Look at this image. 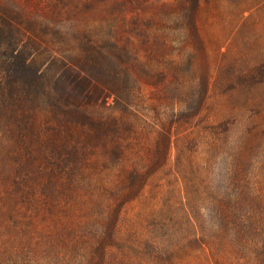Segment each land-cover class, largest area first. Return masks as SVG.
Returning <instances> with one entry per match:
<instances>
[{
	"label": "rangeland",
	"instance_id": "374dc122",
	"mask_svg": "<svg viewBox=\"0 0 264 264\" xmlns=\"http://www.w3.org/2000/svg\"><path fill=\"white\" fill-rule=\"evenodd\" d=\"M217 1L186 25L190 0H0V264H156L161 238L177 264L263 262L212 206L264 219V5L241 33Z\"/></svg>",
	"mask_w": 264,
	"mask_h": 264
},
{
	"label": "trees",
	"instance_id": "16d2710c",
	"mask_svg": "<svg viewBox=\"0 0 264 264\" xmlns=\"http://www.w3.org/2000/svg\"><path fill=\"white\" fill-rule=\"evenodd\" d=\"M209 0H190L191 3V7H192V14L191 17L189 18L188 21H184L186 25L191 24L194 22L193 20V16L195 14V12H197V10H199V8H201L203 5V2H208ZM217 1V0H216ZM252 1L253 0H218L217 2L220 4H227V6L229 8H231L232 10L230 11V14L221 12V16L223 18L226 17H231L234 24L236 25L238 31L242 32H247L250 33L253 29L257 28L259 22L257 20V17H255L253 15L252 10L254 8H257L259 6H263L264 5V0H259V3L257 5H252ZM247 13H249L247 15ZM112 79V80H111ZM100 81L102 82V84L108 89V95H117V93L115 92V80H113L112 78H100ZM104 81V82H103ZM12 92V96L14 98L18 97L20 102H25L27 103H32L29 100L24 99L25 96L19 92H17V90L15 89L14 86V90L11 91ZM27 97V96H26ZM92 126H94L95 131L93 134H91L90 138L91 140L96 139V142L101 141L103 138L107 137L108 135V129L104 126L103 123L101 122H94L92 124ZM161 142L160 144L164 145V151L165 153L168 152V150H170L171 145H172V140H171V134L170 132L164 130L161 134ZM94 141V142H95ZM28 147V148H27ZM25 149L27 150L28 154L30 155V151H31V146L30 144H27ZM37 151H35L34 153H32L31 156L36 155ZM134 174V175H133ZM234 175L235 177V172L233 171V173L230 175V177H232ZM138 177H139V172H135L132 173V178H131V184H132V188L135 190H133L132 192L128 191L126 192V195L128 193H131L130 196L127 198V200L132 197V193L137 191L139 188H141L142 186L139 185L138 181ZM139 185V186H138ZM122 188H116L115 190H113L112 195L115 197V199L119 196V192ZM235 197V200H233L231 203V196L229 198H226V202H222V203H218L215 204L214 206H212V211L215 212V219H217L216 223L218 225V230L219 231H231L234 233V235H240V244H246L242 242V239L245 237L250 238H254V241H252V245H254V253L257 254L258 256L263 255L264 257V244H260L258 243V239H262L264 237V219H256L254 218V216H252V212L253 211H260V203L256 204L259 205L257 208L256 206H254V202L256 203V201H258V199L254 198L253 200H251L250 202H246L243 203V196L241 195V193L237 192ZM255 197L256 194H254ZM246 200V199H245ZM122 206V205H121ZM262 206V205H261ZM115 208V209H114ZM120 209L121 207L116 206H111L108 202V212L106 219L104 221V225L103 228H105V230L107 232H109L108 237L111 238V235H114L115 231L118 230V225L120 222ZM262 209H264V206L262 207ZM262 211V210H261ZM186 214L184 213V215L187 217H189V215H191L189 213V211H185ZM230 213L231 217L230 219L227 218L226 214ZM261 213V212H260ZM162 225V227H166V224L164 223V221H162L160 223ZM139 242H141V239H138ZM109 242V241H107ZM149 249H150V257L152 258V260L156 263V264H177L176 260H175V254L172 255V244H169L165 238H161V240H159L158 242L153 241V243L151 242H145ZM167 243V244H166ZM248 253H249V262H253L254 260V256L252 252L249 251L248 249ZM105 255V253H104ZM255 258H257L255 256ZM255 261V260H254ZM261 264H264V260Z\"/></svg>",
	"mask_w": 264,
	"mask_h": 264
}]
</instances>
